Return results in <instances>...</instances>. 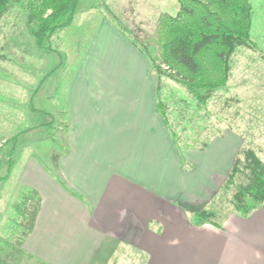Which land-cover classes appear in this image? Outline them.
I'll list each match as a JSON object with an SVG mask.
<instances>
[{"label": "crops", "instance_id": "obj_1", "mask_svg": "<svg viewBox=\"0 0 264 264\" xmlns=\"http://www.w3.org/2000/svg\"><path fill=\"white\" fill-rule=\"evenodd\" d=\"M99 23L60 90L66 138L54 172L31 160L22 178L41 200L23 254L41 264H124L122 250L144 264H264V204L218 224L189 220L210 209L240 137L226 132L184 156L158 114L149 59Z\"/></svg>", "mask_w": 264, "mask_h": 264}, {"label": "rangeland", "instance_id": "obj_2", "mask_svg": "<svg viewBox=\"0 0 264 264\" xmlns=\"http://www.w3.org/2000/svg\"><path fill=\"white\" fill-rule=\"evenodd\" d=\"M250 2V34L257 48L238 50L229 83L207 105L200 106L186 88L162 76L161 96L184 156L185 145L199 148L230 131L240 137L241 149L264 150V0ZM25 4H15L0 21V264H41L23 254L18 242L24 228L16 206L31 190L23 187L22 178L31 160L54 172L53 156L60 146L64 149L66 138L63 114L57 112L62 110L60 90L74 78L99 22L107 19L155 59L160 19L180 10L178 0H81L73 24L56 32L43 50L33 34L36 25H28ZM161 69L168 74L165 65ZM210 209L217 211L216 221L233 210L229 197ZM124 252L117 253L128 255L124 264L134 259L144 264L143 256Z\"/></svg>", "mask_w": 264, "mask_h": 264}, {"label": "trees", "instance_id": "obj_3", "mask_svg": "<svg viewBox=\"0 0 264 264\" xmlns=\"http://www.w3.org/2000/svg\"><path fill=\"white\" fill-rule=\"evenodd\" d=\"M81 0H0V21L19 3L26 5L28 25H36L33 34L40 49L53 35L70 27ZM180 10L175 16L164 15L158 24L157 58H150L152 72L157 80V111L179 148L182 138L172 127L168 106L161 96L159 83L163 75L183 86L200 106L207 105L214 94L229 83L232 61L241 48H254L251 39L252 6L250 0H178ZM124 35V32L120 30ZM131 43L146 56V50ZM160 63V64H156ZM165 65L169 72H164ZM189 122V121H188ZM209 140L199 145L204 151ZM181 145V146H180ZM185 150L195 149L185 145ZM182 148V147H181ZM180 148V149H181ZM198 148V149H199ZM197 149V148H196ZM55 165L58 156H53ZM11 162L8 176L13 170ZM7 176V177H8ZM229 197L233 211L248 217L264 204V150L242 148L227 180L212 202ZM40 198L28 190L24 201L16 206L20 224L24 228L19 246L32 233L40 209ZM217 211L205 209L189 216L193 225L218 224Z\"/></svg>", "mask_w": 264, "mask_h": 264}]
</instances>
